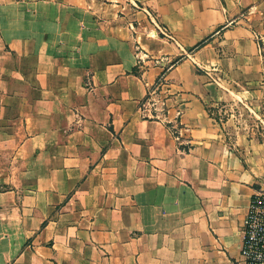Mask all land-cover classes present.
<instances>
[{"label": "crops", "instance_id": "obj_1", "mask_svg": "<svg viewBox=\"0 0 264 264\" xmlns=\"http://www.w3.org/2000/svg\"><path fill=\"white\" fill-rule=\"evenodd\" d=\"M256 32L264 0H0V264H240L264 142L214 111L264 97Z\"/></svg>", "mask_w": 264, "mask_h": 264}, {"label": "built area", "instance_id": "obj_2", "mask_svg": "<svg viewBox=\"0 0 264 264\" xmlns=\"http://www.w3.org/2000/svg\"><path fill=\"white\" fill-rule=\"evenodd\" d=\"M146 12L151 16L148 11ZM158 29L165 36L172 37L166 27L158 26ZM255 37L259 42L260 51H263L264 32H256ZM163 79V77H160L157 89L151 94L149 99L151 106H158L161 101L158 92L163 84ZM181 114V110H178L174 121H169V123L178 122ZM177 138L179 139V137ZM243 233L240 264H264V188L258 190L251 199Z\"/></svg>", "mask_w": 264, "mask_h": 264}, {"label": "rangeland", "instance_id": "obj_3", "mask_svg": "<svg viewBox=\"0 0 264 264\" xmlns=\"http://www.w3.org/2000/svg\"><path fill=\"white\" fill-rule=\"evenodd\" d=\"M220 122H224L233 143L245 140L264 142V97L228 100L214 111Z\"/></svg>", "mask_w": 264, "mask_h": 264}, {"label": "trees", "instance_id": "obj_4", "mask_svg": "<svg viewBox=\"0 0 264 264\" xmlns=\"http://www.w3.org/2000/svg\"><path fill=\"white\" fill-rule=\"evenodd\" d=\"M202 43H203V42H202ZM202 43H200V45H201Z\"/></svg>", "mask_w": 264, "mask_h": 264}]
</instances>
